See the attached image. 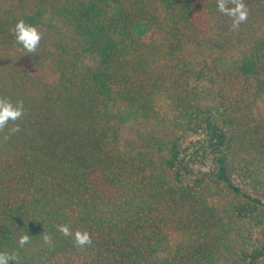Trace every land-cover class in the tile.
Returning a JSON list of instances; mask_svg holds the SVG:
<instances>
[{
    "label": "trees",
    "instance_id": "16d2710c",
    "mask_svg": "<svg viewBox=\"0 0 264 264\" xmlns=\"http://www.w3.org/2000/svg\"><path fill=\"white\" fill-rule=\"evenodd\" d=\"M2 2L60 23L33 54L0 41V97L24 102L19 131L0 130V251L28 234L22 264H264V0L235 31L217 0ZM108 94L162 126L161 153L116 139Z\"/></svg>",
    "mask_w": 264,
    "mask_h": 264
},
{
    "label": "rangeland",
    "instance_id": "374dc122",
    "mask_svg": "<svg viewBox=\"0 0 264 264\" xmlns=\"http://www.w3.org/2000/svg\"><path fill=\"white\" fill-rule=\"evenodd\" d=\"M5 7L6 5L4 2L0 0V9L4 10ZM19 19H24L27 23L35 25L38 31L44 29V27L48 25H53L58 28L60 23L55 16L48 12L44 5L38 6L30 15L15 16L13 20L10 18L6 19V15L0 13V41L4 42L5 47L8 45L12 47L13 50L20 48L16 45L12 32L14 24ZM70 21L73 22V19L71 20L70 17H68L67 23ZM133 35L140 41L153 43L157 38V43L160 42L158 40L160 39V35L158 33L157 35L153 33L152 29L147 25L141 24L135 27L133 29ZM82 65L83 62L80 63V66ZM84 65L86 69L94 70V72L96 71L92 68L90 63L85 62ZM201 81L204 82V85L206 84L204 86L206 93L203 98V106L213 114L216 110L210 94L212 87L208 80L202 78ZM101 112L111 125L112 133H114L118 141L128 142L136 149H144L151 153L162 152V142L165 141V130L162 129V126L154 124L135 109L114 98L110 94L106 95L104 105L101 106ZM220 188L219 185L213 187L217 194L222 195L223 192ZM178 242H180L179 237H171L169 246L174 247ZM4 244L7 249H10V242H5Z\"/></svg>",
    "mask_w": 264,
    "mask_h": 264
},
{
    "label": "clouds",
    "instance_id": "9594fccd",
    "mask_svg": "<svg viewBox=\"0 0 264 264\" xmlns=\"http://www.w3.org/2000/svg\"><path fill=\"white\" fill-rule=\"evenodd\" d=\"M232 6H228V0H217V11L232 20V30H238L240 25L248 19L249 10L244 0H231ZM13 36L16 45L26 53H36L41 42V34L37 27L33 24L27 23L24 19L16 21L12 28ZM24 115V102L22 99L15 101L0 97V130L9 125L10 122H16ZM19 131V126L9 128V132L14 134ZM9 137L5 136L7 140ZM56 229L64 237H72L74 245L78 249H83L90 246L93 241L91 235L86 231L76 230L73 232L67 224H58ZM43 241L46 245L52 246V238L48 234H43ZM30 243V236L28 234L20 235L17 238V249L12 251H0V264H22V257L18 249H22L25 245Z\"/></svg>",
    "mask_w": 264,
    "mask_h": 264
}]
</instances>
